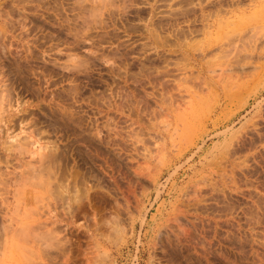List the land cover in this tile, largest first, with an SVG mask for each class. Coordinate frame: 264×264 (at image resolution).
<instances>
[{"label": "rangeland", "instance_id": "obj_1", "mask_svg": "<svg viewBox=\"0 0 264 264\" xmlns=\"http://www.w3.org/2000/svg\"><path fill=\"white\" fill-rule=\"evenodd\" d=\"M0 264H264V0H0Z\"/></svg>", "mask_w": 264, "mask_h": 264}, {"label": "bare ground", "instance_id": "obj_2", "mask_svg": "<svg viewBox=\"0 0 264 264\" xmlns=\"http://www.w3.org/2000/svg\"><path fill=\"white\" fill-rule=\"evenodd\" d=\"M29 137V136H28ZM28 137H27V140H28ZM22 143H19V147H20V154H22L23 152L22 151H24V152H26V154L28 153L29 155L28 156H30V157H34L35 155L38 157V161L36 162V163H38V165H39V168H45V167H48L49 166V164L50 163H54L56 160H57V157L59 156V155H57V157H56V155L54 154V152H53V154H50V153H41L40 152V150L41 149H44L43 148V146H39V148L38 147H36L37 146V144H36V141H21ZM6 149V148H5ZM50 149V148H49ZM7 151L9 150L8 148L6 149ZM55 150H56V148H55ZM8 154V153H7ZM7 156V155H6ZM37 157H34L35 159L37 158ZM60 157V156H59ZM8 158V157H7ZM34 158L32 159V160H34ZM35 162V161H34ZM32 163V162H31ZM48 164V165H45V164ZM25 164H27L26 165V169H25V171L24 172H26L27 173V177L25 176V178L27 179L28 177V179H30L31 178V176H33V175H35L36 174V172H38V171H36L37 170V165H36V167L35 166H33V164H30V162H29V160L28 161H26V163ZM25 164H23V165H25ZM52 165V164H51ZM25 167V166H24ZM40 170V169H39ZM23 172V173H24ZM45 172V171H44ZM44 172H42V173H44ZM26 173H24L25 175H26ZM32 173H33V175H32ZM21 175H23V174H21ZM20 176V175H19ZM49 176V175H48ZM24 177V176H23ZM33 177H35V176H33ZM22 178V177H21ZM41 180V179H40ZM42 181V180H41ZM44 182V181H43ZM44 185V184H43ZM56 192V191H55ZM70 204V203H69ZM1 228H2V226H1ZM4 228V227H3ZM9 228V227H8ZM31 228V227H30ZM13 229V228H12ZM4 230H6V229H4ZM7 230H9V229H7ZM10 230H11V228H10ZM32 230H33V228H32ZM31 230V231H32ZM47 230V232L49 231V232H51L49 229H46ZM94 230V229H93ZM11 231H14V230H11ZM89 231V230H88ZM92 231V230H91ZM5 232H7V231H5ZM53 232V231H52ZM51 232V233H52ZM94 232V231H93ZM12 234V233H11ZM92 234V233H91ZM7 235V234H6ZM92 236H93V234H92Z\"/></svg>", "mask_w": 264, "mask_h": 264}]
</instances>
